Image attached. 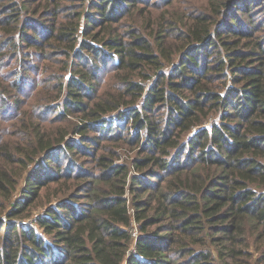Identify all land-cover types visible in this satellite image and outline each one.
Instances as JSON below:
<instances>
[{
    "label": "trees",
    "instance_id": "1",
    "mask_svg": "<svg viewBox=\"0 0 264 264\" xmlns=\"http://www.w3.org/2000/svg\"><path fill=\"white\" fill-rule=\"evenodd\" d=\"M218 1L224 6L219 14L230 11L229 15L218 19L215 30L210 24L213 17L198 14L195 26L184 31L190 47L177 62H169V71L158 73L157 82L146 92L145 86L133 78V72L143 75L148 69L162 67L164 39L155 46L149 38L136 35L125 43L115 35L101 37L104 30H89L120 22L125 14L124 0L97 1L96 10L86 19L89 39L80 49L76 48L79 22L65 19L63 23L51 20L46 24L39 22V17L24 14L20 37L13 36L3 43L19 53L20 43L25 41L41 51L37 57L43 59L67 54L64 69L70 70L71 76L66 84L61 81L62 74H53L60 79L58 91L65 90L66 112L82 115L83 126L76 129L84 139H66L69 131L49 132L44 123L34 125L35 110L29 114V121L22 115L23 139L33 149L21 152L28 159H18L22 166L26 163L25 170L18 172L7 167L13 152L5 146L6 129L0 125V264H249L245 258L239 259L250 247V238L264 239V33H258L264 29V18L255 16L264 13V7L257 0ZM13 5L16 7L17 2ZM55 6L53 9L51 4L48 10L59 8ZM12 11L8 12L0 0V31L3 22L5 33L12 32L8 17L19 15L15 8ZM241 12L244 17L237 15ZM45 26L51 33L44 32L41 27ZM105 48L110 54L105 63L119 54V67L128 71L120 77L123 82L119 81L117 95L99 93V65L107 55ZM169 53L165 54L170 56ZM227 62L234 70V86L225 95L212 92L209 75L217 72L227 77ZM25 71L20 81L11 84L17 92H22V79L38 74L35 67ZM27 100H12L9 91L0 90L3 110L13 105L18 115H26ZM223 108L220 121H212L210 127L204 125V118L212 110ZM51 109L52 105L46 112ZM115 110L119 111L120 121L114 124L105 115ZM131 118L145 133L140 149L145 155L135 161L145 177H132L138 196L147 195L138 199L136 208L141 221L136 251L128 253L133 241L124 227L130 224L131 215L120 195L91 191L82 203L73 196L63 197L39 215L36 223L54 235L58 245L49 243L31 224L9 221L29 216L25 215L26 209L38 201L48 182L64 177L70 167L78 165L76 157L80 152H92L93 144L98 145L105 134L115 135L123 126L127 128ZM1 119L0 116V122ZM193 128L196 129L188 134ZM128 136L130 140H140L129 132ZM31 163L35 165L29 167ZM65 163L68 165L64 169ZM101 163L108 167L104 176L114 172L122 175L125 183L126 165L111 167L108 160ZM20 182L21 196L5 220L1 218L5 200L10 199ZM86 186L94 188L91 181ZM256 243L261 264L264 245L260 240Z\"/></svg>",
    "mask_w": 264,
    "mask_h": 264
},
{
    "label": "rangeland",
    "instance_id": "2",
    "mask_svg": "<svg viewBox=\"0 0 264 264\" xmlns=\"http://www.w3.org/2000/svg\"><path fill=\"white\" fill-rule=\"evenodd\" d=\"M14 1L17 2L16 7L13 5ZM53 1L54 0H51V3H48V0H2V3L6 5L8 12L12 13V9L15 8L16 13H19V15L8 17V19L11 20V24L8 27L13 29L11 30L12 32L5 33L3 29L4 23L2 22L1 24L0 47H2V50H0V59L2 60L0 61V90L9 91L12 100L22 99V101H26L28 99L27 102H29L28 106H24V109L27 110L26 115L23 113L18 115L19 112L18 110H15L13 105L8 107L7 110H3L0 106V116L3 118L1 119L2 122H0V125H4L6 129L5 146L7 147V150L13 152V160L7 165V167L14 168V170L18 172L24 171L26 165L25 163L22 166L18 159L21 157H26L28 159V156L26 154L21 155V152H31V149H33V146L30 143H26L23 139V128L25 127L22 126V115L25 117L28 116L29 121V114L35 110L37 118L34 119V125L44 123L45 130H48L49 132L60 130L69 131L65 137L66 139H76L77 141H82V139H84V135L76 129L78 126H83L84 122L83 118H81L82 115L66 112L64 107V101L66 100L65 90H62L61 92L58 91L60 79L53 74H62L61 81L64 80V84H66L71 76L70 70H67L66 68L64 69V61L68 59L67 54L47 56V58L43 59L42 56H40V58L37 57L41 51L34 47H29L25 41L20 43L21 47L19 53L12 50L9 44L3 43V41L6 40L11 41L13 36H16L17 39L20 37L19 27L23 22L22 17H26L24 14H27L29 16L34 15L39 17V22L46 24L51 20L63 23V20L65 19L79 22L78 27L80 28L76 33L78 40L76 48L80 49L83 41L89 39L86 35V19L88 13L91 15L93 14V11L96 10L95 5L98 0H57V3L54 4L52 3ZM124 2V5L126 6L125 14L120 22L104 24L99 29L89 27V30L91 29L93 32H101L104 30L101 32V37H111L115 35L119 40H122L125 43H130L134 40V36L136 35L149 38L155 46L159 40L162 38L164 39V46L166 47L164 58L159 51L162 67L160 66L156 70L148 69L143 75L139 74L138 71L133 72V78L136 79V81H140L145 86V92L152 84L157 82L158 73L165 69H167L166 72L169 71V67L172 66L169 62H177L179 55L185 49L190 47L189 43L186 41L184 31H188L195 26L196 16L198 14L206 13L213 17L210 24L213 29L216 30V22L218 19H221V16L225 17L230 13V11H228V13L225 12L222 15L219 14V10L224 6H222L218 0H124ZM256 2L259 6L264 7V0H257ZM51 4L53 9L56 7L55 4H58L59 8H56V10H48V7H51ZM36 9H39L38 13L33 14L32 12L36 11ZM237 15L244 17L242 16L244 15L243 12H241V14L238 13ZM95 16L99 17L98 15ZM255 16L257 19H262L264 18V13L258 12ZM18 17L21 18L18 20ZM25 28L29 30L30 27L24 26V29ZM41 28L45 33H51L46 29V26ZM258 33H264V29ZM97 46L101 47L103 44L97 43ZM45 50L47 52L51 51L50 48H45ZM105 50L107 55L102 57V61L99 65V68H101L99 93L107 95L108 92H111L117 95L119 91V81L123 82L120 77L123 74L128 73V71L119 67L121 61H117L116 56L119 54H115L114 59L105 63L106 58L110 55L108 48H105ZM1 52L6 53V56H3ZM168 52H170V56L165 54ZM70 54H73V52ZM223 57L225 60L228 58L225 52ZM28 67H35L38 74H28V76L22 79V92H17L12 88L11 84L20 81L21 75L23 72H26L25 68ZM226 67L227 77H222V74H218L217 72H213V74L209 75V85L211 86L212 92L225 95L228 93L229 89L234 86V80L232 79L234 70L229 63L226 64ZM142 99V96L137 99V105L141 103ZM50 105L53 106V109L48 113L46 112V108ZM137 105L134 107H137ZM126 109L127 108L123 110ZM62 112H66L67 115L62 117ZM223 115L224 108L223 110H212L208 116L204 118V125L210 127L212 121H220ZM40 116L44 117V119L41 120ZM105 117L114 124L120 121V114L117 110L111 111V113L109 112ZM50 119H55V121L51 122ZM109 121H106L105 124L108 125ZM122 121L123 123H126V119ZM92 123L90 122V124ZM29 125L34 129V126L31 124ZM126 126L127 128L123 126V130L118 134H105L102 139L100 138L98 140V145L93 144L95 148H92V152L87 154L80 152L76 157L78 165L70 167L68 173L60 180H52L48 182V186L43 192H41V197L37 199L38 201L36 200L37 202L34 205H30L26 209L25 215L29 216L22 218L21 216H18V218H9V221L31 224L36 232L43 235L44 239L46 238L49 243L58 245V240L54 235L44 232V230L36 223V218H38L39 215L46 213L52 205H55L57 201L63 197L66 199V197L73 196L82 203V201H87V199L83 200V198L91 191H96L97 193L106 196L120 195V197L126 200V207L131 215L130 224L124 227L130 232L133 241L128 249V253L136 251L135 242L141 234V221L137 218L136 208L138 199L146 198L147 195L138 196L137 190L132 187V177H145L144 172L139 171L135 166L136 159L145 155L144 152L140 151L145 140V133L144 130L136 125L135 118L129 119ZM33 129L30 131H34ZM195 129L196 128L191 129L188 134L192 133ZM128 132L130 136L139 137V142L136 139L130 140ZM101 157L102 159H100ZM104 160L111 161V167L119 165L127 166L126 169H128V174L125 183L123 176L115 175L114 172H110L107 176H104L105 169L108 168L107 166L102 165L101 161ZM34 165L35 163H31L29 167ZM63 165H65V169L68 164L65 163ZM79 167H81V172L79 171ZM10 174L12 177H16L17 175L13 172ZM90 181L94 185L93 189L86 186ZM22 184L23 182H20L17 189L11 192L10 199L5 200V213L1 218L5 220L8 219V213L12 211L14 207L13 205L21 196ZM257 240L262 241L264 245V239L252 236L250 238V247L239 260L245 258L249 264L259 263L260 252L257 250ZM248 253L249 255L246 256ZM260 263L264 264L262 260Z\"/></svg>",
    "mask_w": 264,
    "mask_h": 264
}]
</instances>
